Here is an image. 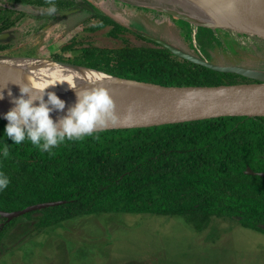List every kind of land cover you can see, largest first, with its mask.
<instances>
[{
  "label": "trees",
  "instance_id": "1",
  "mask_svg": "<svg viewBox=\"0 0 264 264\" xmlns=\"http://www.w3.org/2000/svg\"><path fill=\"white\" fill-rule=\"evenodd\" d=\"M56 1L71 8L82 5L80 10L87 6L92 15L103 17L102 25H115L88 0ZM5 15L11 19L8 11ZM138 37L140 43L123 40L124 46L115 50L90 45L76 49L77 40L71 38L66 57L45 58L168 87L253 82L195 65ZM6 123L0 118V135ZM95 135L99 138L66 142L51 154L30 141L12 145L4 138L12 146L0 170L11 183L0 193V210L62 201L22 216L36 232L82 216L124 213L184 218L196 232L212 218L237 219L242 228L264 234V177L245 173L247 168L264 173V117H221ZM15 222L0 218V244Z\"/></svg>",
  "mask_w": 264,
  "mask_h": 264
},
{
  "label": "rangeland",
  "instance_id": "2",
  "mask_svg": "<svg viewBox=\"0 0 264 264\" xmlns=\"http://www.w3.org/2000/svg\"><path fill=\"white\" fill-rule=\"evenodd\" d=\"M88 1L115 25L95 27L103 18L96 12L88 22L79 21L91 10L84 8L56 24L51 22L48 31L31 43L42 47L34 52L31 21L22 19L7 28L13 30L12 40L4 44L9 48L0 52V59L18 63L46 59L50 52L66 56L64 45L71 38L77 40L76 49L90 45L115 50L124 46L123 40L140 43L137 36H141L165 41L214 65L264 72V39L260 37L195 24L143 0ZM4 22L0 14L3 37L8 33ZM64 22L67 25L62 27ZM18 38H23V52L32 50L36 58L19 55L14 42L10 48ZM31 226L25 218L16 219L0 244V264H264V234L242 228L237 219L212 218L200 232L184 218L124 213L82 216L39 233Z\"/></svg>",
  "mask_w": 264,
  "mask_h": 264
},
{
  "label": "water",
  "instance_id": "3",
  "mask_svg": "<svg viewBox=\"0 0 264 264\" xmlns=\"http://www.w3.org/2000/svg\"><path fill=\"white\" fill-rule=\"evenodd\" d=\"M185 1L204 8L219 19V21L197 20L176 15L170 10L155 5H152V7L195 24L204 25L209 28L242 32L264 39V22L260 20H246L243 18L241 4L238 0ZM252 6L257 9L260 5L257 6V4H252ZM3 36L4 34L0 35V42L9 35ZM148 39L163 46L176 57L190 63L203 66L219 73L236 74L253 82L214 87H168L119 78L94 69L40 58L24 59V61H19L18 63L8 61L6 68L8 70H14L31 60L46 61L75 70L81 69L91 72L99 77L101 81L116 88L135 89L137 93H140L139 96L113 99L116 105L115 111L119 122L114 126L109 125L107 128L100 131L147 128L221 117H264V72L241 66L214 65L200 57L185 53L165 41L154 38ZM19 84L20 83L11 80L8 76L0 75V91L3 92L4 96V98L0 100L1 119H3V113L14 106L11 100L19 95ZM9 91H11V96L8 95ZM35 94L38 93L30 92V95ZM62 100L65 101V108L71 106L75 102V100ZM63 114V112H53L50 115L55 120ZM245 173L264 177L263 172L253 173L249 168L246 169ZM62 203V201L39 203L12 212L0 210V218L5 219L6 223H9L25 214L59 206Z\"/></svg>",
  "mask_w": 264,
  "mask_h": 264
},
{
  "label": "clouds",
  "instance_id": "4",
  "mask_svg": "<svg viewBox=\"0 0 264 264\" xmlns=\"http://www.w3.org/2000/svg\"><path fill=\"white\" fill-rule=\"evenodd\" d=\"M46 12L55 15L58 11L56 0H45ZM102 27V21L94 25ZM97 80L99 77L96 78ZM68 83L61 80L49 84L45 88L34 89L28 84H19V95L11 100L14 105L2 118L7 121L3 137L0 140V161L10 157V148L30 141L31 145L44 153H52L53 149L66 142H78L87 137L98 139V131L109 125H116L119 120L116 105L109 92L104 87L84 88L77 91L73 86L76 100L65 108V101L54 91H45L49 86ZM31 93H38L30 95ZM11 96V91L8 92ZM46 97V99H45ZM4 98L0 91V100ZM63 112L58 119H53L51 113ZM4 138H10L12 145L4 143ZM11 181L9 176L0 170V193L4 192Z\"/></svg>",
  "mask_w": 264,
  "mask_h": 264
},
{
  "label": "bare ground",
  "instance_id": "5",
  "mask_svg": "<svg viewBox=\"0 0 264 264\" xmlns=\"http://www.w3.org/2000/svg\"><path fill=\"white\" fill-rule=\"evenodd\" d=\"M148 4L155 5L174 12L176 15L202 20L219 21L212 13L204 8L185 0H143ZM241 4L242 15L246 20H260L264 22V0H238ZM252 4L260 5L255 9ZM8 61L0 59V75L8 76L11 80L28 84L34 89L45 88L49 84L64 80L69 86L75 87L77 91L84 88L104 87L112 99L129 98L139 96L135 89L116 88L100 79L91 72L81 69L75 70L40 60L27 61L17 69L8 70ZM66 83L49 86L45 91H54L59 98L76 100V95Z\"/></svg>",
  "mask_w": 264,
  "mask_h": 264
},
{
  "label": "flooded vegetation",
  "instance_id": "6",
  "mask_svg": "<svg viewBox=\"0 0 264 264\" xmlns=\"http://www.w3.org/2000/svg\"><path fill=\"white\" fill-rule=\"evenodd\" d=\"M56 3H57V8H58L57 13L55 15H49L46 12L47 5L45 3V0L25 1V2H21V1H13V2L8 1L7 2L6 0H2L0 2V14H2V17L4 18V21H5L4 25L7 23L8 20H11V19L14 21L9 22L7 25H11L12 23L14 24L15 22L20 21L22 19L30 20L31 21V25H30L31 29H30V33H29V39H30V44H31L33 41H37V39L42 36L41 35L42 33H45L46 31H48V29L51 27V22L56 24L60 20H65L70 15L80 13V11H81L80 9L82 8V5L80 6L81 8H78V7L71 8L66 3H61V2H57V1H56ZM83 7H85V6L83 5ZM91 7L95 8L92 5H91ZM85 8H87V6ZM61 10H64L65 12H63ZM7 11L10 14H12L10 16L11 19H8V17H6L5 14L7 13ZM91 11L92 10H90V12ZM90 12H89V15L86 16L84 19L79 18V21L81 20V22L82 21L88 22V19L91 20L92 14H90ZM15 16H16V19H13ZM66 25H67V22H64L62 24V27L66 26ZM70 29H71V27H69L68 30L66 28V30L68 32L70 31ZM7 30H8L7 34L9 36H8L7 40L4 39L3 41L0 42V44H1L0 46L1 47L3 46L2 49H0L1 50L0 52L6 51L9 48V45L7 46L4 44L11 42V40H12V36H11L10 32H12L13 30H11V29L10 30L7 29ZM59 37H61V35ZM21 41H23V38H18L16 40L14 39L12 41V43H10V48H13L12 45L14 42V46L17 49L16 52L20 53L19 55H25L26 57H28V56L35 57L34 53H32V50L27 51L26 53L23 52L24 46L23 45L20 46ZM38 44H39V42H37L34 46L31 44L32 48L37 47V48L33 49V51L35 50L34 52H36L38 50H42V47H40L41 45L39 46ZM65 45H64V48H65ZM19 46H20V48H19ZM63 50H64L63 53H66L65 49H63ZM30 53H32V55ZM36 54L38 55L39 53L37 52ZM50 55L64 56L63 54L61 55V54H56V53H52V52H50ZM1 57L2 56H0V58ZM64 57H66V56H64Z\"/></svg>",
  "mask_w": 264,
  "mask_h": 264
},
{
  "label": "crops",
  "instance_id": "7",
  "mask_svg": "<svg viewBox=\"0 0 264 264\" xmlns=\"http://www.w3.org/2000/svg\"><path fill=\"white\" fill-rule=\"evenodd\" d=\"M23 223H25V222L23 221ZM29 223H30V222H29ZM31 225H32V223H31ZM21 226H22V229L27 230L26 227H25L24 225H21ZM32 226H33V225H32ZM32 226H31V227H32ZM35 232H36V231H35ZM33 233H34V232H33ZM36 233H39V232H36ZM6 238H7V237H6ZM7 239H10V237L7 238ZM3 241H4V240H2L1 243H3Z\"/></svg>",
  "mask_w": 264,
  "mask_h": 264
}]
</instances>
